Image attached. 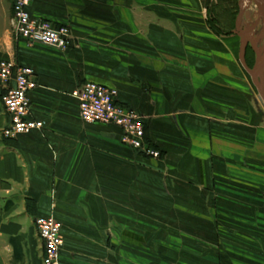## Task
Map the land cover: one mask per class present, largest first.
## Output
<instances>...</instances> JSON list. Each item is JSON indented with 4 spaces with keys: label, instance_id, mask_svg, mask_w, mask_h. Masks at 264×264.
<instances>
[{
    "label": "crops",
    "instance_id": "0c3cea01",
    "mask_svg": "<svg viewBox=\"0 0 264 264\" xmlns=\"http://www.w3.org/2000/svg\"><path fill=\"white\" fill-rule=\"evenodd\" d=\"M246 1L34 0V13L69 24L62 51L14 37L13 0H0V61L34 70L33 115L45 122L6 137L0 85V264H43L36 219L51 215L62 264H130L153 222L170 227L158 238L204 240L182 248L192 264H223L226 249L259 262L226 230L253 221L237 208L259 206L252 190L264 189V101L252 79L264 38L244 27ZM86 80L118 88L160 158L125 146L116 124L81 119L73 92ZM257 80L264 89V70ZM164 254L176 261L179 250Z\"/></svg>",
    "mask_w": 264,
    "mask_h": 264
},
{
    "label": "built area",
    "instance_id": "2783aa9c",
    "mask_svg": "<svg viewBox=\"0 0 264 264\" xmlns=\"http://www.w3.org/2000/svg\"><path fill=\"white\" fill-rule=\"evenodd\" d=\"M34 0H13L10 17L12 35L29 46L45 44L62 51L73 44L69 24L59 23L31 10ZM0 85L5 112L10 121L3 129L8 138H17L34 130H42L45 122L33 115L31 92L38 86L31 67L14 60L0 61ZM79 103L80 117L87 123L116 124L122 130L121 142L149 157L160 158L161 151L146 138V125L134 109L119 102L116 86L86 80L73 92ZM36 227L44 244L43 264H62L65 247L62 223L53 215L36 219Z\"/></svg>",
    "mask_w": 264,
    "mask_h": 264
},
{
    "label": "rangeland",
    "instance_id": "374dc122",
    "mask_svg": "<svg viewBox=\"0 0 264 264\" xmlns=\"http://www.w3.org/2000/svg\"><path fill=\"white\" fill-rule=\"evenodd\" d=\"M242 15L245 23L244 27L247 26L251 28H259L256 34L258 37L264 38V0H247L243 4ZM256 189L258 191L252 190L251 199L253 200L254 204L256 202H259V206H241L240 208H237L240 213L245 211H247L246 213H252L253 221L243 222L241 220L247 218L238 216V220H240L239 222L226 225V230L229 231L232 236V239H228L227 241L235 243L237 247H242L244 249L248 248L249 250L251 249L252 254L255 253L259 258V262L256 260L254 261L264 264V222H259L261 217L264 216V205L260 206V204L264 203V189L258 186L256 187ZM148 230L150 231L147 232L149 237L146 239V249L135 246L133 247L132 245L130 246V264H192L193 258H191V255L187 253L185 254V250L182 248H185L186 246L191 247L192 245L196 247L198 244L203 245L204 242L203 239L191 240L184 238L175 239L170 237L158 238V235L161 234L162 231L165 234H169L168 230H170V227L166 223H149ZM171 248L179 250L176 261L171 260L168 257L169 255L164 254ZM211 251L213 254H216V250L211 249ZM226 251L229 250L226 249ZM226 251L224 252V257H222V261L224 259L223 264H250L247 261L243 260L245 259L244 256H242L243 259H241L239 254L237 256H228V252L226 253ZM197 255L199 254L196 253V257ZM194 260L195 262H197L196 258ZM256 262L254 264H256Z\"/></svg>",
    "mask_w": 264,
    "mask_h": 264
},
{
    "label": "water",
    "instance_id": "95a60500",
    "mask_svg": "<svg viewBox=\"0 0 264 264\" xmlns=\"http://www.w3.org/2000/svg\"><path fill=\"white\" fill-rule=\"evenodd\" d=\"M264 70V64L262 66H260L257 70H255L254 72H252V79L254 82L255 87L257 88L261 98L264 101V89L263 87L259 84L258 82V76L261 74V72Z\"/></svg>",
    "mask_w": 264,
    "mask_h": 264
},
{
    "label": "trees",
    "instance_id": "16d2710c",
    "mask_svg": "<svg viewBox=\"0 0 264 264\" xmlns=\"http://www.w3.org/2000/svg\"><path fill=\"white\" fill-rule=\"evenodd\" d=\"M146 138H147V135H146Z\"/></svg>",
    "mask_w": 264,
    "mask_h": 264
}]
</instances>
